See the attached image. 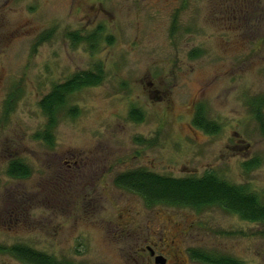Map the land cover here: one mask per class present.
<instances>
[{"label":"rangeland","instance_id":"rangeland-1","mask_svg":"<svg viewBox=\"0 0 264 264\" xmlns=\"http://www.w3.org/2000/svg\"><path fill=\"white\" fill-rule=\"evenodd\" d=\"M98 67L104 82L70 98L80 115L61 114L53 146L36 140L46 125L39 102L53 85ZM257 100L264 0H0V248L20 244L71 264H145L146 241L165 238L190 264H199L192 250L264 264V222L219 207L149 208L115 184L138 169L213 173L264 206ZM199 106L217 133L193 125ZM14 160L29 178L8 176ZM0 264L23 263L0 252Z\"/></svg>","mask_w":264,"mask_h":264},{"label":"trees","instance_id":"trees-1","mask_svg":"<svg viewBox=\"0 0 264 264\" xmlns=\"http://www.w3.org/2000/svg\"><path fill=\"white\" fill-rule=\"evenodd\" d=\"M48 37L49 34L42 35L39 41H46ZM70 38L78 42L83 39L77 33L70 34ZM104 79V72L98 67L95 71L76 73L65 82L53 85L51 91L39 102V107L46 118V125L42 132L34 136L35 139L53 146L54 132L59 125L61 114L65 112L71 119L80 115L79 107H69L70 98L83 89L101 85ZM14 103L15 97L10 95L5 102L6 115L13 109ZM252 105L257 113H260L258 120L261 121V108L264 101L257 100ZM130 118L141 122L143 115L133 109ZM193 125L209 134H215L219 129L215 123L207 120L203 106L197 108ZM246 165L250 166V164ZM7 174L13 179H27L31 176V170L23 162L14 160L9 164ZM115 184L120 189L141 197L149 208L165 205L190 208L200 212L207 208L219 207L239 216L244 221L264 222V206L257 196L248 193L245 187L229 184L213 173H207L200 178L175 179L138 169L119 175L115 179ZM0 252L8 254L23 264H71L20 244L0 248ZM189 255L199 264H244L230 257L202 251L192 250Z\"/></svg>","mask_w":264,"mask_h":264},{"label":"flooded vegetation","instance_id":"flooded-vegetation-1","mask_svg":"<svg viewBox=\"0 0 264 264\" xmlns=\"http://www.w3.org/2000/svg\"><path fill=\"white\" fill-rule=\"evenodd\" d=\"M156 241L158 242H155L154 240H147L141 249V253H144L143 257L146 258L148 262L145 264H157L156 261L158 258H163L165 260V264H190L186 254L181 251L179 247H175L176 240L172 239L171 241H168L165 238H156ZM230 258L234 261H238L232 257Z\"/></svg>","mask_w":264,"mask_h":264},{"label":"water","instance_id":"water-1","mask_svg":"<svg viewBox=\"0 0 264 264\" xmlns=\"http://www.w3.org/2000/svg\"><path fill=\"white\" fill-rule=\"evenodd\" d=\"M156 263L157 264H165V260L163 258H158Z\"/></svg>","mask_w":264,"mask_h":264}]
</instances>
